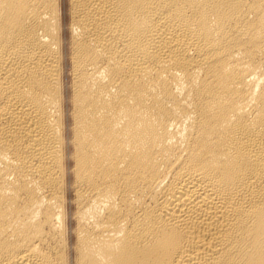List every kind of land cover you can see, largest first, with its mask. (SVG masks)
<instances>
[{"label":"bare ground","instance_id":"bare-ground-1","mask_svg":"<svg viewBox=\"0 0 264 264\" xmlns=\"http://www.w3.org/2000/svg\"><path fill=\"white\" fill-rule=\"evenodd\" d=\"M0 264H264V0H0Z\"/></svg>","mask_w":264,"mask_h":264},{"label":"rangeland","instance_id":"rangeland-1","mask_svg":"<svg viewBox=\"0 0 264 264\" xmlns=\"http://www.w3.org/2000/svg\"><path fill=\"white\" fill-rule=\"evenodd\" d=\"M70 197H72V194L71 193H69L68 194V198H70ZM69 210H73V205H69ZM74 226V221L73 220H71L70 221V227H73Z\"/></svg>","mask_w":264,"mask_h":264}]
</instances>
